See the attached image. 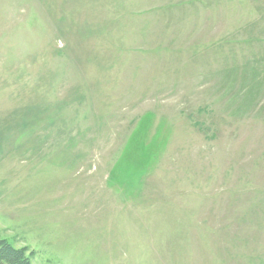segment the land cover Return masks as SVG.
<instances>
[{
	"label": "rangeland",
	"instance_id": "rangeland-1",
	"mask_svg": "<svg viewBox=\"0 0 264 264\" xmlns=\"http://www.w3.org/2000/svg\"><path fill=\"white\" fill-rule=\"evenodd\" d=\"M0 241L264 264V0H0Z\"/></svg>",
	"mask_w": 264,
	"mask_h": 264
},
{
	"label": "trees",
	"instance_id": "trees-1",
	"mask_svg": "<svg viewBox=\"0 0 264 264\" xmlns=\"http://www.w3.org/2000/svg\"><path fill=\"white\" fill-rule=\"evenodd\" d=\"M0 264H29L25 260L24 251L15 250L5 242L0 241Z\"/></svg>",
	"mask_w": 264,
	"mask_h": 264
}]
</instances>
